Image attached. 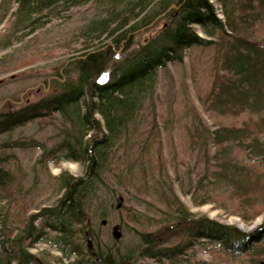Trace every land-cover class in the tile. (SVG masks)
Wrapping results in <instances>:
<instances>
[{
	"label": "trees",
	"instance_id": "obj_1",
	"mask_svg": "<svg viewBox=\"0 0 264 264\" xmlns=\"http://www.w3.org/2000/svg\"><path fill=\"white\" fill-rule=\"evenodd\" d=\"M5 1L0 0V8ZM7 1L15 4L10 26L28 33L61 9L93 3L98 13L80 30L81 54L62 63L61 71L55 70L62 78L53 76L54 90L0 111V133L49 117L58 122L59 138L49 148L26 139L0 142V147L38 145L46 159L64 158L83 166L80 176L58 174L59 196L23 218L21 225L18 220L9 228L7 219L0 216V264H53L30 252L41 241L55 247L67 264H133L141 259L152 262L138 264H177L195 249L234 260L241 257V264H264V218L254 228L240 230L189 212L175 191L178 171L172 167L170 174L155 110L151 109L149 125L144 122L148 114L143 113L159 69L182 61L186 48L215 45L217 71L200 102L205 110L219 115L245 118L238 126H211L196 108L191 110L187 137L194 147L192 171L199 169L204 176L187 175V191L210 181L212 189L222 188L235 199L244 219L259 214L264 208V44L236 31L264 14V0H213L221 17L210 0ZM3 18L4 14L0 23ZM158 24L142 42L136 40L143 31L137 32L140 28L151 30ZM104 39L109 41L103 44ZM146 125L144 133L140 129ZM235 152L244 156L237 157ZM2 161L1 156L0 200L6 197L8 203L20 189L17 174ZM98 183L111 192L109 205L124 209L130 219L136 217L123 203L129 188L140 197L155 196L172 209L154 229L138 232L135 254L126 251L110 257L93 246L88 207Z\"/></svg>",
	"mask_w": 264,
	"mask_h": 264
},
{
	"label": "rangeland",
	"instance_id": "obj_2",
	"mask_svg": "<svg viewBox=\"0 0 264 264\" xmlns=\"http://www.w3.org/2000/svg\"><path fill=\"white\" fill-rule=\"evenodd\" d=\"M210 2L218 8L217 16L221 17L218 3L213 0ZM14 7V3L6 0L0 8V16L4 14L0 23V111L13 109L23 102L33 101L54 90L53 76L62 78L58 74L55 75V70L61 71L68 58L81 54L80 30L98 13L93 3L72 6L67 10L61 9L56 11L55 15L44 17L37 28L28 33L27 29L10 26ZM152 23L153 21L149 25ZM159 27L158 24L151 30H145L146 26L136 30L137 32L143 30L135 37L136 40L142 42ZM195 29L204 35L199 26H195ZM236 34H242L252 40L258 39L256 41L263 45L264 14L249 22V26L242 24ZM104 40L103 44L109 41ZM7 41L10 44L4 46ZM216 58V47L213 44L207 47L191 46L185 49L182 61L168 63L166 69H159L156 88L152 92V97L145 102L143 113L147 112L148 115L144 116V122L150 124L153 108L159 120L158 125L162 128L160 130L165 148L164 156L167 158L170 174H173L172 167L178 171L174 183L175 191L189 212L194 216L205 215L220 222L234 224L240 230H250L264 218V208L252 219H244L240 215L241 210L236 209L235 199L227 197V193H223L222 188L213 186L212 189L210 181L209 183L204 181L198 189L187 191L189 189L186 182L187 175L204 176V173H198L199 169H194L193 171L196 172L194 174L192 171L194 147L189 144L187 137V121L191 110L196 108L200 116L211 126L215 124L238 126L245 118L244 115H219L205 110L200 102L210 88L213 75L216 74L218 67ZM57 123L49 117L32 119L1 132L0 142L26 139L49 148L59 140L56 135ZM147 125L140 130L146 133L147 131L143 130L148 127ZM37 146L0 147V157L4 158L2 165L17 174V187L20 189L15 199L8 200V203L6 197L0 200V216L7 219L9 228L17 224L18 220H21L19 223L21 225L23 218L51 204L59 196L61 191L57 190V175H53L52 169H59L60 173L66 172L72 176L83 174L81 163L64 158L46 159L43 155L44 150ZM234 154L241 158L244 156V153ZM172 156H175L173 164ZM116 163L117 161L115 165ZM97 185L99 190L94 191L93 200L88 207L89 224L95 237L92 242L94 247L96 245V248L107 252L110 257L115 253L126 251L135 254L138 232L154 229L163 216L172 210L165 206L164 202L155 200V196L140 197L129 188L123 203L125 207L130 206V212L136 217L130 219L125 215L124 209L118 211L111 206L113 203L109 205L108 196L111 192L103 189L99 183ZM114 226L119 232L117 239L112 234ZM30 252L53 264L68 262L61 259L60 252L46 242L36 243ZM182 259L183 263L180 261L177 264H197V261L203 260L210 264H241V257L234 260L200 249L189 252ZM145 262L152 261L141 259L137 262L135 260L133 264Z\"/></svg>",
	"mask_w": 264,
	"mask_h": 264
},
{
	"label": "water",
	"instance_id": "obj_3",
	"mask_svg": "<svg viewBox=\"0 0 264 264\" xmlns=\"http://www.w3.org/2000/svg\"><path fill=\"white\" fill-rule=\"evenodd\" d=\"M112 234H113V236L116 237V238L119 236V232H117V230H116V226L113 227V232H112Z\"/></svg>",
	"mask_w": 264,
	"mask_h": 264
},
{
	"label": "clouds",
	"instance_id": "obj_4",
	"mask_svg": "<svg viewBox=\"0 0 264 264\" xmlns=\"http://www.w3.org/2000/svg\"><path fill=\"white\" fill-rule=\"evenodd\" d=\"M52 173H53V175H58V174H60V170L59 169H52Z\"/></svg>",
	"mask_w": 264,
	"mask_h": 264
}]
</instances>
